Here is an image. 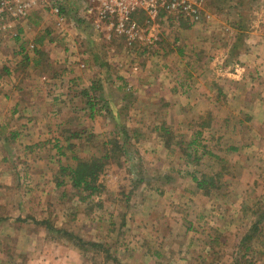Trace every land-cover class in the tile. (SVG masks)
<instances>
[{
    "label": "rangeland",
    "instance_id": "1",
    "mask_svg": "<svg viewBox=\"0 0 264 264\" xmlns=\"http://www.w3.org/2000/svg\"><path fill=\"white\" fill-rule=\"evenodd\" d=\"M204 9L213 17L185 28L157 20L151 46L107 40L76 15L63 35L42 11L0 32V264H264V127L254 120L264 119V76L236 60L264 56V0H206ZM254 27L258 49L245 42ZM104 69L108 82L97 76ZM86 79L109 83L116 106L98 101L88 117ZM156 87H177L182 103L171 107L167 92L166 102L146 100ZM195 89L197 108L187 109ZM209 114L229 131L199 127ZM66 128L94 137L66 150ZM107 140L124 146L96 195L57 185L66 156L98 157ZM203 174L216 180L208 195L193 181ZM56 229L100 246L84 252Z\"/></svg>",
    "mask_w": 264,
    "mask_h": 264
},
{
    "label": "built area",
    "instance_id": "2",
    "mask_svg": "<svg viewBox=\"0 0 264 264\" xmlns=\"http://www.w3.org/2000/svg\"><path fill=\"white\" fill-rule=\"evenodd\" d=\"M206 0H0V32H11L17 23L33 11H42L54 19L64 35L68 17L76 15L80 21L101 33L105 39L121 37L128 48L135 43L147 46L158 41L157 20L186 18L189 21L209 17ZM142 14L144 23L136 18ZM77 27V20L70 19Z\"/></svg>",
    "mask_w": 264,
    "mask_h": 264
},
{
    "label": "trees",
    "instance_id": "3",
    "mask_svg": "<svg viewBox=\"0 0 264 264\" xmlns=\"http://www.w3.org/2000/svg\"><path fill=\"white\" fill-rule=\"evenodd\" d=\"M210 2L207 1L208 6ZM169 22L173 23L175 20L179 26L185 28L189 26V20L184 18H167ZM41 41V40H40ZM38 61H36L37 63ZM101 85V84H100ZM103 85L99 86L97 81L95 83L93 82L90 87L85 88L82 93L85 96V104L87 105L88 110V117H93L94 113L97 110V104L98 101H105L107 105H110L108 100L104 97V92L102 90ZM105 98V100H104ZM109 107V109H111ZM203 121L199 123V127L202 128H213V118L211 114L207 115L202 119ZM157 130L163 129L162 126H159L156 128ZM135 130H133V135L135 133ZM167 131V129H164ZM67 136L65 137L66 150H69V147L74 145V140L80 141V139H84L85 141H88L89 139L94 137V133L88 132L87 130L81 129H71L66 128ZM88 134L86 137L83 136L85 134ZM197 134H200L199 131L196 132ZM197 134L193 137V140L188 143L195 144L197 142ZM102 145L105 147V151L100 156H90L89 158H80L77 155H72L70 157L66 156V162L64 165L60 166V172L64 174L66 178H61V181L59 180L57 185H60L62 183H65L66 181L72 187L73 189L77 190L78 192H86L85 197H92L93 195H96L97 192H99L100 184L98 183V178L101 172L104 169V166L106 165V161L112 157V154L115 152V149H121L124 146L123 142L115 141V140H107L102 143ZM108 146H111L109 149L106 148ZM62 155H65L64 151ZM199 157L195 156L194 161H198ZM193 162V161H192ZM193 181L196 183V188L203 192V194L208 195L210 192V187L215 186V178L213 175L209 174H203L201 177H195L193 176ZM45 224V227H48V224L45 221H40V224ZM58 233H61V235L64 237H67V240L74 241V244L76 247H78L79 250H82L84 252L90 251L91 249H95L99 247V243L96 242H87L81 239L80 237L76 236L73 233L67 232L66 230H55ZM251 232L247 233L244 236L245 241L251 242V240L255 237V234L257 232V224L256 222L251 227ZM61 236V237H62ZM245 250H248V246L245 247Z\"/></svg>",
    "mask_w": 264,
    "mask_h": 264
},
{
    "label": "crops",
    "instance_id": "4",
    "mask_svg": "<svg viewBox=\"0 0 264 264\" xmlns=\"http://www.w3.org/2000/svg\"><path fill=\"white\" fill-rule=\"evenodd\" d=\"M208 11V12H207ZM205 12H207V13H209V15H212V17H213V13L211 14V9H205ZM212 17H210V18H212ZM256 27H257V29H258V27H260V26H258L257 24L255 25ZM253 29H255V30H253V32H252V36H251V38L250 39H246L245 40V42H246V44H252V45H250L249 47H251L252 49L253 48H259L260 47V45L263 43V41H262V37H261V35L259 34V32H257L256 31V28L254 27ZM255 38V39H254ZM257 48V49H258ZM254 51V50H253ZM253 51L252 52H250V53H248V54H246V55H244V56H239L238 58H236V60L237 61H239V62H242V61H247L248 59H251V61H252V65H251V67L253 68V73H255V74H258V75H261V76H264V56H262V55H256L255 53H253ZM227 55H225L224 53H220V55H219V57L221 58H224L225 59V57H226ZM228 57V56H227ZM226 57V58H227ZM214 58V57H213ZM32 61H33V64L36 62V59H35V61H34V59H32ZM241 64V63H240ZM249 65H246L245 66V72H247V67H248ZM134 70V69H133ZM135 71V70H134ZM108 75H110V72H109V70H103V71H100V72H98V78H106L105 80L108 82V80L109 79H107V77H108ZM147 77V76H146ZM150 78V77H149ZM148 78V79H149ZM102 80V79H101ZM98 81V79L97 80H93L92 82H89L88 81V79H86L85 81H86V83H87V85H85V88H88V87H90V85L94 82L95 83V81H97V83L99 84V86H101V85H103V87H102V90H103V92H104V97L106 98V100H108L109 101V103H111V105H112V107L113 106H116V103L112 100V96H111V94L109 93V91H111V90H113V89H109V87H108V84L109 83H107V84H105V82L104 81ZM160 82V81H159ZM101 84V85H100ZM132 84H133V81H132ZM28 86V85H27ZM84 87V86H83ZM162 87H156V88H153L152 90H150V91H147V92H145L146 94H147V96L146 97H144V98H147L146 100H153L152 99V97H154V96H156V95H158V96H163L164 97V100H165V102L167 101V99H166V97H165V95H164V93L165 92H167L171 97L170 98H174L173 99V104L171 103L170 104V106L171 107H174L175 105H179V104H181L182 103V101H179L180 100V98L181 97H179V95L178 94H176V93H178V90H177V87H170V89H167V88H165L164 87V91L163 92H161L160 91V89H161ZM134 89H136V86L134 85ZM20 91H23V92H26V91H29L30 90V88L29 87H23L22 89H19ZM84 90V89H83ZM262 90V89H261ZM70 91V90H69ZM135 91V90H134ZM136 91L137 92H139L140 90L139 89H136ZM77 92H78V89H77ZM193 92H195L194 93V96H189V97H187L186 98V100H187V103H185V104H187V109H191V110H194V109H196L197 107V104H198V102H197V100H198V97H197V95H196V89L195 90H193ZM262 92V91H261ZM213 93V92H212ZM211 93V94H212ZM0 101L2 100V97L3 98H6L7 99V97H8V95H7V93H3V91H2V89L0 90ZM150 95H152L151 97H149ZM75 98H76V96H75ZM137 97L135 96V98H133V100H135ZM168 100H170V99H168ZM33 101V100H32ZM119 101V100H118ZM117 101V102H118ZM209 102H208V105H210V106H208V107H211L212 105H213V103H216L214 100H212V99H210V100H208ZM114 102V103H113ZM120 102V101H119ZM207 102V101H206ZM13 105H16L17 104V101H15V102H13L12 103ZM185 104H183L182 106H184ZM212 104V105H211ZM118 106V105H117ZM144 106V105H143ZM0 107H1V105H0ZM36 107H37V109L39 110L40 109V106L39 105H37L36 104ZM256 107V106H255ZM183 109V108H182ZM184 110V109H183ZM256 115H258V113H256ZM263 115H264V112H263ZM231 117V116H230ZM255 120V123L256 122H258L261 126H263L264 127V119L262 120V118H255L254 119ZM226 120H224V122H225ZM157 127H159V126H155L154 128L156 129ZM229 127L230 126H228L227 128H226V126H223L221 129L219 128V131H216L215 129H214V127L212 128V135L215 133V132H219V134H220V136H222L225 132H228L229 131ZM236 129V128H235ZM234 129H232L230 132H232ZM2 256V255H1ZM0 256V263L2 262V257ZM2 263H4V262H2Z\"/></svg>",
    "mask_w": 264,
    "mask_h": 264
}]
</instances>
